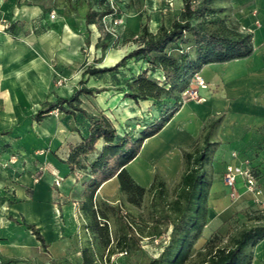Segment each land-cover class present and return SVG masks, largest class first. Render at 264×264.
<instances>
[{"label": "crops", "instance_id": "0c3cea01", "mask_svg": "<svg viewBox=\"0 0 264 264\" xmlns=\"http://www.w3.org/2000/svg\"><path fill=\"white\" fill-rule=\"evenodd\" d=\"M50 1L53 3L47 6L32 0H0V264H111V257L118 253L108 257L97 236L87 231V221L78 210L84 186L63 162L86 135L85 118L53 111L41 122L34 121L44 102L73 95L88 64L82 50L83 29L87 32L83 17L77 30L59 17L51 19V12H56L63 0ZM174 3L181 12L183 0ZM219 7L225 9L222 16L227 22L252 35V54L204 65L200 72L208 87L199 90L204 100L182 103L160 133L147 139L126 166L147 190L154 183L156 168L171 181L184 167L183 151L202 145L205 127L219 120L213 135L217 146L205 168L210 181L207 226L218 219L228 224L241 208L262 209L245 192L241 179L237 182L241 197L232 201L233 189L224 182L229 165L250 162L264 201V0H223ZM162 24L170 26L162 22L157 27L147 26L156 32ZM92 27L97 28L93 25L90 31ZM125 54L113 58L109 52L100 66H112ZM58 71L71 77L63 86L55 83ZM99 78H88V87H112L97 86ZM81 100L87 112L109 117L121 136L148 123L140 119L150 117L152 121L156 116L151 101L124 99L115 91L82 96ZM97 199L130 211L128 204L121 203L125 196L117 178L102 185ZM10 218L37 226L46 248L29 229ZM109 226L114 233V218ZM87 249L94 255H86ZM250 251L252 264H264V239ZM141 253L117 256L113 264H138L134 257Z\"/></svg>", "mask_w": 264, "mask_h": 264}, {"label": "trees", "instance_id": "16d2710c", "mask_svg": "<svg viewBox=\"0 0 264 264\" xmlns=\"http://www.w3.org/2000/svg\"><path fill=\"white\" fill-rule=\"evenodd\" d=\"M79 1L63 0V4L76 9ZM81 1L85 7L83 19L88 32L85 44L92 45L89 28L95 25L103 36L94 44V49L104 52L113 39L110 32L104 31V19L115 18L120 12L109 0ZM221 1L183 0L179 17L169 27L162 24L156 32H151L147 24H143L133 40L135 47L117 63L101 67L103 58L94 57L93 62L86 65L71 97L58 96L52 102H44L34 116V121L39 123L58 110L73 118L78 114L85 118L87 133L78 145L71 148L69 157L63 162L84 186L78 202L79 213L87 221V231L97 236L108 257L122 251L128 254L139 251L143 239L150 238L160 240L162 251L149 264H252L253 252L246 251V248L254 247L264 239L262 222L241 230L223 247L218 246L213 237L204 250L194 254V247L207 226L210 181L205 168L217 146L213 135L219 120L205 127L202 145L183 151L185 170L172 200L168 198L167 183L161 174L156 172L154 183L147 190L133 179L126 167L138 156L145 141L160 133L182 105L181 93L195 72L206 64L223 63L252 54V35L241 31L236 23L227 22L222 16L225 9L219 7ZM139 62L143 67L139 73H134L130 64ZM124 69L133 74L120 80L119 75ZM105 75H111L114 80L112 87H88V78ZM107 91L121 93L124 99L135 102L151 101L156 116L142 129L119 135L114 123L104 113H91L82 108V96ZM100 143L103 144L101 148L98 147ZM113 178H117L121 194L132 207L140 208L146 194L151 196L153 222L148 230L142 227L141 223L145 222L140 216L136 219L121 206L98 201L97 192ZM111 218L117 223L114 233L109 226ZM10 219L29 229L46 248L37 226ZM85 253L94 255L91 249Z\"/></svg>", "mask_w": 264, "mask_h": 264}, {"label": "rangeland", "instance_id": "374dc122", "mask_svg": "<svg viewBox=\"0 0 264 264\" xmlns=\"http://www.w3.org/2000/svg\"><path fill=\"white\" fill-rule=\"evenodd\" d=\"M40 1L47 6H50L53 3V1L51 2L50 0ZM109 1L113 5H115L120 12L119 15L115 18L109 17L104 19V31L110 32L113 39L106 51L103 52L100 50L96 52L94 49V43L99 40L100 36H103V33L97 28L92 27L93 31H90L92 45L89 46L85 44V46L82 48L83 55L87 59L88 64L93 62L94 57L103 58L104 64V59L107 57L109 52L113 53V58L127 53L135 47L133 40L140 33L143 24H149V26L151 27H157L161 22L170 25V23L178 18L180 14L178 9L179 7L174 3L175 0ZM63 3L64 2H62V5L58 6L59 8L55 10L56 16L59 17V19L70 22V25H72L73 28L78 29V27L80 26V20L83 17L85 11L83 2L80 0L78 4H76V9H72V7L68 8V6H65ZM83 31L86 41L87 32L85 29H83ZM142 67L143 64L140 62L130 64V68L134 71V73H139ZM81 68L82 67L73 69L72 71L73 73L78 72ZM132 74L133 73H131L128 69H124L121 70L119 78L120 80H122L124 79V77H129ZM56 75L57 77L59 76L62 79L63 85L71 78L62 75V72L60 71H58ZM56 82L57 81L55 79V83ZM95 83L97 86H110L114 85V80L112 79L111 75H106L103 78H99L97 81H95ZM141 120H143L142 122H149L151 119L150 117L148 119L144 117L143 119H140V121ZM139 125H142V123ZM184 170L185 169L183 167V169H181V171L179 172V175L171 181H168L166 177L164 178V175H162L161 173V176L164 178V180H167L166 183L168 188L169 200L173 199L174 190L180 182ZM156 172L160 174V169L156 168ZM150 202L151 196L149 194H146V196L144 197L143 204L140 208L131 207L127 203L126 198L125 201H121L123 206L125 204H128L127 206L130 211H128L127 208L124 207L126 212H131V214H133L136 219H138L139 216L142 218L145 223L141 224L142 227H144L146 230H148L147 227L151 226L153 222V211ZM263 211L264 210L262 209L255 210L251 207H245L244 209L241 208L239 211L234 212L235 216L230 221H228V224L226 222H222L219 219L216 220L213 224L205 227V232H203L201 240H199L194 247V254L196 252L204 250L207 242L213 237H215L216 244L218 246H226L229 243V239L239 233L241 230L261 223L262 219L264 218ZM237 214H241L243 215V217L241 216L240 218ZM137 222L139 223V220H137ZM141 246L142 248L140 251L142 253L137 255V257H134L135 259H137L138 264H149L150 260L156 258L155 256L160 253V242H156L153 239H144L141 242ZM251 249L252 246H248L246 248V251H250Z\"/></svg>", "mask_w": 264, "mask_h": 264}, {"label": "built area", "instance_id": "2783aa9c", "mask_svg": "<svg viewBox=\"0 0 264 264\" xmlns=\"http://www.w3.org/2000/svg\"><path fill=\"white\" fill-rule=\"evenodd\" d=\"M56 13L53 11L50 14L51 19H55ZM56 84L57 86H63L62 79L58 76L56 78ZM208 87L207 81L202 76V73L200 71L195 72L192 77L189 80L188 86L183 90L181 93V102L185 103L188 101H197L201 102L204 99L199 95L200 89H205ZM56 113H59L58 110L55 111ZM234 157L237 156L236 153L233 154ZM241 179L243 188L245 189V192L250 194L255 203L264 210V201L262 200L263 197V190L259 184L257 173L254 169V167L250 164V162L245 161L242 162L239 166H233L229 165L226 169L225 176H224V182L227 186L233 189L232 193V201L236 202L240 199L241 194L239 190L237 189V182ZM156 242H160V240L156 239ZM127 251H122L117 254L119 257L127 256ZM117 256H112L110 259L111 264H113V261ZM106 264H110L108 261H106Z\"/></svg>", "mask_w": 264, "mask_h": 264}]
</instances>
